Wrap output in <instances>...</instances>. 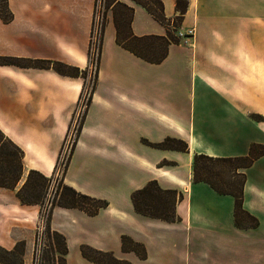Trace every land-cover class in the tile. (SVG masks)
<instances>
[{
	"label": "crops",
	"instance_id": "obj_1",
	"mask_svg": "<svg viewBox=\"0 0 264 264\" xmlns=\"http://www.w3.org/2000/svg\"><path fill=\"white\" fill-rule=\"evenodd\" d=\"M121 1L133 7L134 35L165 34L145 8ZM182 1L180 40L158 63L118 45L112 9L105 11L96 85L62 180L108 205L93 215L52 207L50 228L64 236L67 264H97L82 245L133 264H264V154L243 169L242 207L257 218L255 227L235 225L233 196L192 181L195 153L242 156L264 144V120L250 116L264 117V0ZM6 2L11 17H0V56L89 65L96 0ZM161 2L171 20L176 0ZM82 83L52 68L0 65V130L22 149L24 174L54 172ZM167 136L186 141L188 151L143 141ZM151 179L181 193L177 220L134 210L131 192ZM16 190L0 187V248L19 243L22 264H33L40 207L21 203ZM122 235L143 243L146 258L122 251Z\"/></svg>",
	"mask_w": 264,
	"mask_h": 264
},
{
	"label": "trees",
	"instance_id": "obj_2",
	"mask_svg": "<svg viewBox=\"0 0 264 264\" xmlns=\"http://www.w3.org/2000/svg\"><path fill=\"white\" fill-rule=\"evenodd\" d=\"M131 1L145 8L156 20L164 24L166 26V32L164 35H134L131 30L133 7L121 0H104L103 19L97 32L95 68L93 70L90 90L84 102V111L87 110L90 104L91 95L96 85L99 52L104 30V15L109 7L112 9L113 23L116 31V43L144 61L151 63L162 61L167 54L168 46L171 43H178L180 40L179 36L176 34V30L180 25L185 9L182 0H176L175 7L177 14L171 20L165 17L161 0ZM0 17L4 21H8L11 17L6 0H0ZM92 32L93 26L90 33L88 50L89 65L93 62L92 47L94 44L91 40ZM0 65L52 68L62 75L81 77L83 83L78 102L83 98L84 80L89 65L84 69H80L74 65L56 60L31 59L14 56H0ZM250 116L258 121L264 120V117L257 113H252ZM82 121L83 115L75 129L74 139L59 178L54 176V172H56L58 168L61 151L52 175L45 176L35 169H29L26 174H24L22 149L0 130V187L8 189L17 187L16 196L21 203L37 204L40 207L39 220H42L44 228L40 234H36L35 243H42V240L46 239L47 245L44 244L46 248L41 250L43 256L40 257L38 253L34 254L33 264H67L65 260L67 245L64 236L50 228L51 209L54 205L78 208L89 215L97 213L100 208L108 205L107 200L77 191L73 187L62 182V175L65 172L75 141L79 135ZM69 131L70 127L67 130L66 136ZM143 141L155 148L188 151L187 142L180 138L167 136L159 142ZM263 154L264 144L253 143L250 145L248 153L242 156L219 157L195 153L192 157L193 182H205L216 192L233 196L234 223L237 227L248 228L255 227L258 224L257 218L242 207L243 183L245 180L243 169L251 165L254 159ZM20 181L22 182L19 185ZM54 183H56L55 193L52 199L48 200V189ZM181 197V193L176 189L161 188L155 179L147 181L141 188L133 190L130 195L133 208L136 212L167 221H175L178 219L175 213V204L177 199ZM121 249L125 252H134L140 259L146 258V250L143 243L135 241L127 235L121 236ZM80 251L86 259L97 264H133L126 259L116 257L111 251H103L86 245H82ZM0 253L3 256H11L18 260L19 263L17 262V264H22L21 255L23 253V248L21 244H16L12 251H6L0 248ZM0 262L12 264L2 257H0Z\"/></svg>",
	"mask_w": 264,
	"mask_h": 264
},
{
	"label": "rangeland",
	"instance_id": "obj_3",
	"mask_svg": "<svg viewBox=\"0 0 264 264\" xmlns=\"http://www.w3.org/2000/svg\"><path fill=\"white\" fill-rule=\"evenodd\" d=\"M103 4H104V0H103ZM103 8H104V6H103ZM101 12H102V10H100V13ZM102 19H103V15H102ZM102 19L100 17V20L99 21H102ZM92 48H93L92 49L93 62H92V64L89 65L88 72H87V75H86L85 80H84L83 98H81V101L80 102L77 101L76 106L74 108V111H73V114H72V120H71V123H70V126H69L70 127V131H69L68 135L65 136L64 147L61 150V153H60V156H59V158H60L59 159V165H58V168H57L56 172H54V176L55 177H58V178L60 177L61 170L63 169V165H64V163L66 161L67 156H68V151L70 150V147L72 145V141L74 139V134H75V129L77 128V126H78V124L80 122V118L82 117V115H83V119H84V115H85V112H86V111H84L85 110V104H84V102H85L86 97L88 96V93H89V90H90L91 80H92V77H93L92 76L93 75V70L95 68L96 42H94V45H93ZM62 182H63V180H62ZM54 184H55V186H54ZM54 184H52L49 187V189H48V193H47L48 200H51L52 199V196L55 193L56 183H54ZM46 204H47V202H46ZM43 228H44V225H43ZM42 231H43V229H42ZM44 244L47 245V240L46 239H43L42 240V243L41 242L40 243H37L35 245V247H34V254L35 253H38V255H40V257L43 256V254H41L42 253L41 250H43L44 248H46V245H44ZM34 254H33V258H34ZM0 257H2L3 259H5L6 261H8L9 263H12V264H17V262H18L17 259L12 258L11 256H3L1 253H0ZM32 263H33V260H32Z\"/></svg>",
	"mask_w": 264,
	"mask_h": 264
},
{
	"label": "built area",
	"instance_id": "obj_4",
	"mask_svg": "<svg viewBox=\"0 0 264 264\" xmlns=\"http://www.w3.org/2000/svg\"><path fill=\"white\" fill-rule=\"evenodd\" d=\"M100 10H102V12L100 13ZM102 15H103V0H96V7H95V16H94V23H93V32H92V36H91V40H92V43L94 44V42L97 41V32L99 30V27H100V23L101 21L100 20V17L102 19ZM177 36L181 35L180 33L176 32ZM193 34V29H189L187 31V35H192ZM43 229V222L42 220H39V225H38V234L41 233Z\"/></svg>",
	"mask_w": 264,
	"mask_h": 264
}]
</instances>
